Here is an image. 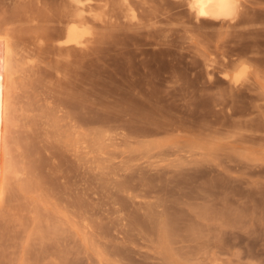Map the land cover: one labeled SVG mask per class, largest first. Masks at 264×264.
<instances>
[{"label": "rangeland", "instance_id": "1", "mask_svg": "<svg viewBox=\"0 0 264 264\" xmlns=\"http://www.w3.org/2000/svg\"><path fill=\"white\" fill-rule=\"evenodd\" d=\"M168 1L83 0L97 17L81 58L49 45L68 0H0V32L22 42L21 52L9 37L15 68L0 52V264H264V0H239L232 21L197 19L189 0ZM122 99L163 107L154 115L165 129L126 141Z\"/></svg>", "mask_w": 264, "mask_h": 264}, {"label": "bare ground", "instance_id": "2", "mask_svg": "<svg viewBox=\"0 0 264 264\" xmlns=\"http://www.w3.org/2000/svg\"><path fill=\"white\" fill-rule=\"evenodd\" d=\"M62 1V0H61ZM64 1H67V0H64ZM89 1V0H88ZM87 1V2H88ZM158 1V0H157ZM168 1V0H167ZM170 1V0H169ZM168 1V2H169ZM184 1V0H183ZM183 1H182V4H183ZM84 2H86L85 0H84ZM83 2V0H68V3L67 4H65V5H61V7L62 6H64V8H62L60 11H59V15L60 16H62V19H59V21L58 22H60V24H62V27H61V29H60V34H59V32H58V34L60 35L59 37H64V39L63 38H61L62 40H60L59 38H57L58 37V34H53L52 36L54 37V38H52V36H51V38H52V40H51V42H49V45L51 44L52 45V42H56V43H54L53 44V46L55 47V49L57 50V52H59V53H61V54H68V55H72L71 57H73V54L75 55V53H77V52H79V54H77L78 56H80L81 58H84L85 56H86V53L88 52H86V50L89 48L90 49V44L91 43H93L94 44V41H92V40H95V38H93V39H91V36L94 34L93 32L96 30V29H94L93 28V26H92V28L94 29V31H92V28H91V26H90V20H91V18H96L97 17V14L96 13H93L91 10L93 9L92 7H91V5L89 6V8L91 7L92 9L90 10V11H88L86 8V6H85V3ZM86 2V3H87ZM131 2V1H130ZM160 2V1H159ZM126 3V2H125ZM129 3V2H128ZM171 3H173V2H171ZM185 3V2H184ZM189 7H190V10L191 11H193V13H194V15H195V17L197 18V19H201V18H208V19H216V20H226V21H232V20H235L236 18H237V16H238V11H239V9H238V7H239V0H189ZM127 4V3H126ZM130 4V3H129ZM160 4V3H159ZM165 4V3H164ZM164 4H163V7H165L164 6ZM169 4V3H168ZM175 4V3H174ZM87 5H89V4H87ZM128 5V4H127ZM94 6V5H93ZM158 6V5H157ZM159 7V6H158ZM178 7V6H177ZM180 7V6H179ZM187 7V6H186ZM127 8V7H126ZM130 8V7H129ZM131 8H132V6H131ZM166 8V7H165ZM181 8V7H180ZM183 8V7H182ZM232 8H235V15L234 16H228V15H225V13H227L229 10H231ZM163 9V12L164 11H166V12H164V15H167V9L166 10H164V8H162ZM134 10V9H133ZM161 10V9H160ZM200 10H203V11H205L206 13H207V16H200L198 13H199V11ZM23 11V10H22ZM94 11H95V9H94ZM184 11V10H183ZM60 12H61V14H60ZM97 12V11H96ZM172 12V11H171ZM179 12V11H178ZM126 13H128V11L126 12ZM132 13H134V16H136L135 15V12L133 11L132 12V10H131V12H130V14H132ZM185 13V12H184ZM58 14V13H57ZM169 14H171V13H169ZM16 15V14H15ZM128 15V14H127ZM133 15V14H132ZM132 15H131V17H132ZM21 16V15H20ZM32 16V15H31ZM99 16V15H98ZM100 16H101V14H100ZM99 16V17H100ZM123 16V15H122ZM23 17V16H22ZM17 18V17H16ZM61 18V17H60ZM22 19V18H21ZM134 19V18H133ZM136 19V18H135ZM194 19V18H193ZM243 19V18H242ZM249 19V18H248ZM255 19V18H254ZM18 20V19H17ZM25 20H26V16H25ZM34 20V19H33ZM246 20V19H245ZM7 21V20H6ZM32 21V20H31ZM93 21V20H92ZM95 21V20H94ZM196 21V20H195ZM201 21V20H200ZM206 21H207V19H206ZM243 21V20H242ZM26 22V21H25ZM205 22V21H204ZM203 22V23H204ZM234 22V21H233ZM16 23V22H15ZM149 23V22H148ZM148 23H145V24H142V25H133L134 27H128V28H134V29H136V30H138V28L140 29H143V27L146 29V27H148ZM239 23H240V21H239ZM59 24V25H60ZM114 24V23H113ZM124 24V23H123ZM128 24H131V22L130 23H128ZM133 24V23H132ZM148 24V25H147ZM155 24V23H154ZM154 24H152V25H154ZM157 24V23H156ZM200 24V23H199ZM242 24V23H241ZM240 24V25H241ZM249 24V23H248ZM31 25V24H30ZM46 25V24H45ZM97 25V24H96ZM125 25H127V24H125ZM203 25V24H202ZM236 25V24H235ZM11 26V25H10ZM32 26V25H31ZM41 26V25H40ZM95 26V25H94ZM150 26H151V23H150ZM157 26V25H156ZM161 26V25H160ZM185 26V25H184ZM1 27V26H0ZM23 27V26H22ZM47 27V26H46ZM98 27V26H97ZM151 27H153V26H151ZM159 27V26H158ZM162 27H164V26H162ZM191 26H189V28H190ZM18 28H20V27H18ZM29 28V27H28ZM33 28V27H32ZM126 28V27H125ZM185 28V27H184ZM192 28V27H191ZM1 29V28H0ZM6 29V28H5ZM47 29H49V28H47ZM55 29V28H54ZM99 29V28H98ZM151 29V28H150ZM150 29H149V32H150ZM159 29H161V28H159ZM164 29H166L165 27H164ZM164 29H162V30H164ZM196 29V28H195ZM14 30H15V28H14ZM30 30V29H29ZM117 30V29H116ZM123 30V29H122ZM132 30V29H131ZM162 30H160V31H162ZM167 30V29H166ZM198 30V29H197ZM20 31V30H19ZM49 31V30H48ZM127 31V30H126ZM126 31H125V33H126ZM154 31V30H153ZM152 31V32H153ZM207 31V30H206ZM8 32H10V31H8ZM44 32V33H43ZM42 33L44 34V35H42L41 34V32H40V35H42L43 37H45V35L47 34V32L46 31H43ZM45 32H46V34H45ZM103 33H104V31H102ZM139 32H141V31H139ZM143 32V31H142ZM145 32V31H144ZM143 32V33H144ZM148 32V33H149ZM167 32V31H166ZM166 32H159L158 33V36L157 37H159L160 38V42H162L163 44H165V41H167V40H163V38L164 39H166V36H167V34H166ZM223 32V31H222ZM239 32V31H238ZM241 32V31H240ZM25 33V32H24ZM151 33V32H150ZM155 33V32H154ZM156 33H157V30H156ZM161 33V34H160ZM224 34H225V32H223ZM242 33V32H241ZM240 33V34H241ZM0 34L2 35L1 37H2V39L0 38V52L3 50V48L4 49H7V51H6V53H5V57L3 58L4 60L2 61V63L4 62H6V66H9V67H11V68H15L16 67V63L18 62L17 60H19L18 58H16V56L14 55V51H15V49L16 48H10L11 47V45H13V44H11L10 43V40H9V37L10 38H14L13 40H12V42H14V44H16V47L18 46V50H20L21 48L19 47V46H22V42H21V39H19V40H17V38H15L14 36L12 37V35L11 36H9V34L7 35V36H5L4 34L5 33H1L0 32ZM28 34V33H27ZM27 34H26V36H27ZM52 33L51 32H49V35H51ZM130 34V33H129ZM146 34V33H145ZM160 34V35H159ZM244 34V33H243ZM246 34V33H245ZM38 35H39V33H38ZM38 35H36V37H38ZM48 35V36H49ZM54 35H56L57 37H55ZM61 35H63V36H61ZM151 35V34H150ZM153 35V34H152ZM155 35V34H154ZM153 35V36H154ZM220 35V34H219ZM3 36H5V37H8V40H9V42L7 43V38H4ZM29 36H31V35H29ZM32 36H34L33 34H32ZM42 36H40V38L42 37ZM95 36V35H94ZM147 36H149V35H147ZM221 36V35H220ZM240 36V35H239ZM242 36V35H241ZM155 37V36H154ZM243 37V36H242ZM247 37V36H246ZM28 37H26V39H27ZM40 38H38V39H40ZM158 38V39H159ZM240 38V37H239ZM238 38V39H239ZM245 38V37H244ZM30 39H31V41H35V40H32L33 38L32 37H30ZM37 39V40H38ZM42 40L44 39L45 40V38H41ZM50 39V38H49ZM246 39V38H245ZM244 39V40H245ZM4 40H6V41H4ZM17 40V41H16ZM29 40V39H28ZM47 42L48 41H50V40H48V37H47ZM115 40V39H114ZM136 40V39H135ZM232 40V39H231ZM234 40H236V39H234ZM244 40H242V41H244ZM254 40V39H253ZM2 41H4V43H5V47H3V42ZM99 41V44H98V46H100V43L102 44V42L104 43L106 40L104 39V38H102V39H100V40H98ZM127 41V40H126ZM145 41V40H144ZM158 41V42H159ZM250 41V40H249ZM257 41V40H256ZM255 41V42H256ZM28 42H30V40L28 41ZM32 42V44L34 45L35 44V42L33 43ZM46 42V43H47ZM115 42V41H114ZM122 42V41H121ZM235 42V41H234ZM237 42V41H236ZM246 42V41H245ZM251 42V41H250ZM249 42V43H250ZM18 43V44H17ZM37 43V42H36ZM45 43V44H46ZM108 43V42H107ZM112 43V42H111ZM169 43V42H168ZM253 43V42H252ZM7 44H9V45H7ZM21 44V45H20ZM122 44V43H121ZM128 44V43H127ZM157 44H160V43H157ZM238 44V43H237ZM245 44V43H244ZM257 44H258V42H257ZM97 45V44H96ZM114 45V44H113ZM116 45V44H115ZM225 45V44H224ZM47 46V45H46ZM52 46V48H54ZM180 46V45H179ZM251 46V45H250ZM13 47H14V45H13ZM37 48H38V46H36ZM157 47H159V46H157ZM174 47V46H173ZM176 47V46H175ZM226 47H227V45H226ZM229 47V46H228ZM50 49L49 48V46H47L46 48H43V49ZM97 48V47H96ZM95 48V49H96ZM105 48V47H104ZM182 48V47H181ZM235 48V47H234ZM254 48V47H253ZM54 49V50H55ZM121 49V48H120ZM126 49V48H125ZM161 49V48H160ZM227 49H229V48H227ZM233 49V48H232ZM17 50V54L16 55H19V52L22 50H20V51H18ZM36 50V49H35ZM91 50H92V48H91ZM127 50V49H126ZM239 50V49H238ZM5 51V50H4ZM37 51H39V50H37ZM51 51H53V49L51 50ZM97 51V50H96ZM164 51V50H163ZM223 51H225V50H223ZM240 51V50H239ZM22 52V51H21ZM40 52V51H39ZM45 52V51H44ZM37 53V52H36ZM41 53H43V52H41ZM49 53V52H48ZM59 53H58V55H59ZM119 53V52H118ZM145 53H146V51H145ZM157 53V52H156ZM160 53V52H159ZM175 53H176V51H175ZM226 53V52H225ZM21 54H23V53H21ZM52 54H54V53H52ZM120 54V53H119ZM158 54V53H157ZM166 54V53H165ZM168 54V53H167ZM166 54V55H167ZM177 54H179V53H177ZM238 54V53H237ZM243 54V53H242ZM88 55V54H87ZM112 55V54H111ZM133 55V54H132ZM182 55V54H181ZM184 55V54H183ZM226 55H228L227 53H226ZM239 55V54H238ZM248 55V54H247ZM1 56H3V55H1ZM24 56V55H23ZM23 56H22V58H23ZM26 56V55H25ZM51 56V55H50ZM154 56V55H153ZM177 56V55H176ZM18 57V56H17ZM19 57H20V55H19ZM101 58H102V56H100ZM112 57V56H111ZM164 57V56H163ZM168 57V56H167ZM170 57V56H169ZM230 57V56H229ZM243 57V56H242ZM241 57V58H242ZM252 57V56H251ZM6 58V59H5ZM53 58V57H52ZM100 58V59H101ZM113 58V57H112ZM111 58V59H112ZM178 58V56L176 57V59ZM254 57H252V59H253ZM160 59H162V58H160ZM230 59V58H229ZM53 60V59H52ZM60 60V59H59ZM116 60V59H115ZM170 60V59H169ZM175 60V59H174ZM178 60V59H177ZM237 60V59H236ZM239 60V59H238ZM242 60V59H241ZM255 60H256V58H255ZM258 60V59H257ZM260 60V59H259ZM40 61H41V59H40ZM39 61V62H40ZM55 61H57V60H55ZM119 61V60H118ZM176 61V60H175ZM179 61V60H178ZM134 62V61H133ZM146 62V61H145ZM212 62V61H211ZM214 62V61H213ZM239 62V61H238ZM241 62V61H240ZM244 62V61H243ZM66 63V62H65ZM113 63V62H112ZM164 63V62H163ZM171 63V62H170ZM223 63V62H222ZM225 63H226V65H227V62L225 61ZM225 63H223V64H225ZM230 63H231V61H230ZM229 63V64H230ZM50 64V63H49ZM68 64V63H67ZM116 64V63H115ZM138 64V63H137ZM167 64V63H166ZM176 64V63H175ZM1 65V64H0ZM74 65V64H73ZM155 65V64H154ZM167 65H169V64H167ZM176 65H178V64H176ZM211 65V64H210ZM221 65V64H220ZM237 65V64H236ZM238 65H241V64H238ZM47 66V65H46ZM46 66H44V67H46ZM67 66V65H66ZM170 66V65H169ZM214 67L213 68H215V64L213 65ZM224 66V65H223ZM59 67V65L57 66V68ZM61 67V66H60ZM141 67V66H140ZM155 67V66H154ZM173 67V66H172ZM211 67H212V65H211ZM217 67V66H216ZM228 67V66H227ZM226 67V68H227ZM30 68V67H29ZM54 68V67H53ZM57 68H56V70H57ZM131 68V67H130ZM221 68V67H220ZM43 69V68H42ZM60 69V68H59ZM62 69V68H61ZM65 69V68H64ZM69 69V68H68ZM67 69V70H68ZM153 69V68H152ZM167 69V68H166ZM218 69H219V67H218ZM3 70V69H2ZM11 70H13L14 71V69H11ZM44 70V69H43ZM55 70V69H54ZM136 70V69H135ZM159 70V69H158ZM173 70V69H172ZM211 70V69H210ZM221 70V69H220ZM27 71V70H26ZM59 71H61V70H59ZM171 71V70H170ZM29 72V71H28ZM38 72H39V70H38ZM51 72H54V71H52V69H51ZM57 72H58V70H57ZM57 72H55V73H57ZM106 72V71H105ZM108 72V71H107ZM139 72V71H138ZM41 73H43V72H41ZM50 73V72H49ZM53 74V73H52ZM83 74V73H82ZM50 75V74H49ZM109 75V74H108ZM111 75V74H110ZM151 75V74H150ZM24 76V75H23ZM125 76V75H124ZM143 76V75H142ZM54 77V76H53ZM108 77V76H107ZM113 77H115V76H113ZM131 77V76H130ZM138 77V76H137ZM111 78V77H110ZM144 78V77H143ZM159 78V77H158ZM41 79V78H40ZM75 79V78H74ZM81 79V78H80ZM112 79V78H111ZM147 79V78H146ZM162 79V78H161ZM15 80V79H14ZM24 80H26V79H24ZM106 80V79H105ZM110 80V79H109ZM140 80V79H139ZM150 80V79H149ZM166 80V79H165ZM33 81V80H32ZM108 81V80H107ZM129 82V81H131V79H129V81H128V79L127 80H125V82ZM159 81H161V80H159ZM7 82V81H6ZM80 82H82V80L80 81ZM87 82V81H86ZM118 82V81H117ZM140 82L141 81H138L137 79L136 80H132L130 83H128L129 84V91L131 90V87L132 88H134L133 90H135V89H138L139 88V90H136L135 92H139L141 89V86H139L140 85ZM162 82V81H161ZM66 83V82H65ZM102 83H103V80H102ZM143 83V82H142ZM5 84V83H4ZM10 85H11V83H9ZM18 84V83H17ZM93 84H94V82H93ZM132 86H131V85ZM150 84V83H149ZM152 84V83H151ZM163 84V83H162ZM9 85V86H10ZM80 85V84H79ZM108 85V84H107ZM143 85V84H142ZM157 85V84H156ZM12 86V85H11ZM29 86V85H28ZM69 86V85H68ZM73 86H75V85H73ZM78 86V85H77ZM111 86V85H110ZM109 86V87H110ZM128 86V85H127ZM126 86V87H127ZM153 86V85H152ZM5 87V86H4ZM80 87V86H79ZM106 87V86H105ZM12 88V87H11ZM19 88V87H18ZM17 88V89H18ZM120 88V87H119ZM123 88V87H122ZM56 89V88H55ZM100 89V88H99ZM98 89V90H99ZM30 90V89H29ZM79 90V89H78ZM82 90V89H81ZM97 90V91H98ZM105 90V89H104ZM151 90V89H150ZM157 90H158V88H157ZM84 91V90H83ZM95 91V90H94ZM102 91V90H101ZM109 91V90H108ZM119 91V90H118ZM122 91V90H121ZM142 92H143V89L141 90ZM140 91V93L142 94V92ZM146 91V90H145ZM152 91V90H151ZM151 91H149V92H151ZM160 91H162V90H160ZM24 92V91H23ZM53 92V91H52ZM124 92V91H123ZM127 92V91H126ZM131 92H132V94L133 95H135V93H133V91L131 90ZM149 92H144V94L146 95V97H152L153 98V94H152V92L151 93H149ZM17 93V92H16ZM28 93V92H27ZM106 93V92H105ZM108 93V92H107ZM112 93V92H111ZM139 93V94H140ZM160 93V92H159ZM166 93V92H165ZM21 94V93H20ZM25 94V93H24ZM60 94V93H59ZM109 94V97H110V92L108 93ZM122 94V93H121ZM120 94V95H121ZM127 94H129V95H131V97L133 96L132 94H130L129 92L127 93ZM127 94H125L124 95V93L122 94V96H124V98L123 99H125V97H127L126 95ZM156 94H157V92H156ZM23 95V94H22ZM118 95V94H117ZM120 95H119V97H120ZM136 95L138 96V93H136ZM165 95V94H164ZM168 95V94H167ZM17 96H18V94H17ZM21 96V95H20ZM30 96V95H29ZM32 96H33V94H32ZM44 96V95H43ZM48 96V95H47ZM67 96V95H66ZM97 96V95H96ZM114 96V95H113ZM137 96H135V98L137 97ZM55 98V97H54ZM54 98H51V99H53L54 100ZM66 98V97H65ZM69 98V97H68ZM134 98V99H135ZM142 98H144L145 99V97H142ZM148 98V99H149ZM152 98H151V100H152ZM67 99V98H66ZM121 99V98H120ZM122 99V101H124V104H122V107H121V109L118 111V112H120V113H116L117 114V116L116 117H118L117 119L119 120V122L117 123L116 122V117L114 116V115H112V117L114 116V118L116 119L115 121H112V122H116L117 123V126L118 127H120L121 128V130H122V132H123V135L122 136H124L125 138L128 136V134H132V133H134L135 135L133 136V134H132V136L134 137V138H136L135 136L136 135H138L139 137H142L143 138V136L145 137V136H149V134L151 135L153 132H158V131H160V130H162V128H164V127H162L161 125H163L164 126V124H162V121L160 122V123H158L159 121H155V119L157 118L155 115L156 114H159V112L160 111H162L163 110V107H162V109L159 111V109H158V111H154V110H152V111H150V110H148V108H150L152 105H150V107H149V105L147 104L148 102H146L145 104H146V106L148 107H143V108H139V109H137V106L135 105V104H130L129 103V98H128V100H123ZM158 99H161V98H157V100ZM23 100V99H22ZM70 100V99H69ZM109 100V99H108ZM133 100V99H132ZM138 100V98L136 99V101ZM143 100V99H142ZM142 100H139V101H142ZM147 100V99H146ZM148 100L149 101V103L150 102H153L154 100ZM37 101V100H36ZM56 101V100H55ZM75 101V100H74ZM111 101V100H110ZM114 101V100H113ZM167 101V100H166ZM82 102V101H81ZM134 102V101H133ZM138 102V101H137ZM143 102H144V100L142 101V103H139V104H142V105H144L143 104ZM160 102H162V101H160ZM160 102H159V105H160ZM164 102V101H163ZM35 103V102H34ZM68 103V102H67ZM84 103V102H83ZM121 103V102H120ZM135 103V102H134ZM157 103H158V101H157ZM33 104V103H32ZM71 104H72V102H71ZM156 103H154V105H155ZM76 105V104H75ZM154 105H153V108H154ZM162 105V104H161ZM33 106H34V104H33ZM32 106V107H33ZM51 106V105H50ZM109 106V105H108ZM40 107V106H39ZM43 107V106H42ZM74 107V106H73ZM165 107V106H164ZM56 108V107H55ZM59 108V107H58ZM78 108V107H77ZM112 108V107H111ZM116 108H118V107H116ZM152 107H151V109H153ZM159 108V107H158ZM166 108V107H165ZM89 109V108H88ZM155 109H157V108H155ZM107 110V109H106ZM112 110V109H111ZM116 110V109H115ZM51 111V110H50ZM116 111V112H117ZM163 111H165V110H163ZM163 111H162V113H163ZM166 111H167V109H166ZM54 112V111H53ZM58 112V111H57ZM77 113V112H76ZM83 113V112H82ZM112 112H109V114H111ZM162 113H160V114H162ZM168 113V112H167ZM55 114V113H54ZM113 114H115V112H114V109H113ZM155 114V115H154ZM165 114V112L163 113V115ZM100 115V114H99ZM101 115H107V114H101ZM100 115V116H101ZM168 115V114H167ZM83 116V115H82ZM99 116V117H100ZM157 116H159V115H157ZM170 115H168V118H170L169 117ZM97 117V116H96ZM98 117V118H99ZM103 117V116H102ZM106 117V116H105ZM108 117H111V115H109V116H107V118ZM160 117H163V116H159L158 118H160ZM76 118V117H75ZM94 118V116L92 117V119ZM98 118H95V121H96V119H98ZM106 118V120H107V122L105 123H103V124H106V125H111L112 124V122L109 120V119H107ZM114 118H112L111 120H113ZM88 119V118H87ZM100 119V118H99ZM98 119V120H99ZM103 119L105 120V118L103 117ZM74 120V119H73ZM105 120V121H106ZM110 121V123L109 124H107L109 121ZM158 120V119H157ZM170 120V119H169ZM168 120V121H169ZM78 121V120H77ZM138 121H140V122H142V125H143V127H138L139 126V124H137L136 122H138ZM171 121V120H170ZM170 121L168 122V123H170ZM173 121V120H172ZM79 122V121H78ZM101 122H103L102 121V119H101ZM121 122V123H120ZM134 122L138 125H136V124H134ZM83 123V122H82ZM87 123V122H86ZM116 123H114L113 124V127L112 128H116V127H114V125H116ZM133 123V124H132ZM144 123V124H143ZM175 123V122H174ZM173 123V124H174ZM96 124V123H95ZM120 124V125H119ZM130 124L132 125V126H130ZM166 124H167V122H166ZM92 125V124H91ZM94 125V124H93ZM100 125V124H99ZM102 125V124H101ZM109 125V126H110ZM133 125H135V126H133ZM145 125V126H144ZM170 125V124H169ZM75 126H76V124H75ZM95 126V125H94ZM97 126V125H96ZM96 126H95V128H96ZM137 126V127H136ZM167 126V125H166ZM89 127H92V126H89ZM100 127V126H99ZM111 127V126H110ZM102 128V127H101ZM172 127H170V129H171ZM89 129V128H88ZM93 129V128H92ZM98 129V128H97ZM118 129L119 128H117V130H116V132L118 131ZM129 129H131V131H129ZM165 129V128H164ZM169 129V130H170ZM86 130V129H85ZM90 130V129H89ZM100 130V129H99ZM112 130V129H111ZM120 130V129H119ZM128 130V132H126ZM175 130V129H174ZM87 131V130H86ZM94 131V130H93ZM98 131V130H97ZM91 132H92V130H91ZM101 132V131H100ZM103 132V131H102ZM115 132V131H114ZM121 132V131H120ZM111 133V132H110ZM159 133V132H158ZM80 134V133H79ZM92 134V133H91ZM98 134V133H97ZM131 134H130V136H131ZM114 135V134H113ZM111 136V135H110ZM109 136V137H110ZM115 136V135H114ZM137 136V137H138ZM78 137V136H77ZM100 137V136H99ZM86 138H87V136H86ZM86 138H84V139H86ZM111 138V137H110ZM117 138V137H116ZM130 138V137H129ZM113 139V138H112ZM124 139V138H123ZM132 139V138H131ZM93 140V139H92ZM100 140H102V139H100ZM125 140V139H124ZM136 140V139H135ZM95 141V140H94ZM115 141V140H114ZM126 141H127V138H126ZM129 141H131V140H129ZM138 141V140H137ZM144 141V140H143ZM92 142V141H91ZM125 142V141H124ZM102 143H103V141H102ZM90 144H92V143H90ZM99 144V143H98ZM114 144H116V143H114ZM125 144H128V143H125ZM130 144H132L131 142H130ZM97 145V144H96ZM123 145V144H122ZM120 146V145H119ZM100 147V146H99ZM108 147H109V145H108ZM117 147H118V144H117ZM97 150V149H96ZM102 150V149H101ZM104 151V150H103ZM198 162V161H197ZM122 164V163H121ZM198 164V163H197ZM127 165H128V163H127ZM120 166V165H119ZM130 166V165H129ZM123 167H124V165H123ZM198 167V166H197ZM120 168V167H119ZM127 168V167H126ZM114 169H116V168H114ZM122 170V169H121ZM115 171V170H114ZM127 171V170H126ZM132 171V170H131ZM119 172V171H118ZM123 172V171H122ZM144 172V171H143ZM162 173H164V172H162ZM115 174V173H114ZM121 174H123V173H121ZM131 174V173H130ZM136 174V173H135ZM160 174V173H159ZM170 174V173H169ZM175 174V173H174ZM179 174V173H178ZM177 174V175H178ZM182 174V173H181ZM139 175V174H138ZM96 176V175H95ZM140 176V175H139ZM144 176H146L145 174H144ZM142 177H143V175H142ZM141 177V178H142ZM156 177V176H155ZM120 178V177H119ZM118 178V179H119ZM148 178V177H147ZM158 178V177H157ZM163 178V177H162ZM161 178V179H162ZM170 178V177H169ZM176 178V177H175ZM174 178V179H175ZM94 179V178H93ZM130 179H132V178H130ZM135 179V178H134ZM137 179H138V177H137ZM152 179H154V178H152ZM160 179V180H161ZM164 179V178H163ZM177 179V178H176ZM95 180V179H94ZM121 180V179H120ZM128 180H129V178H128ZM139 180H140V178H139ZM155 180V179H154ZM157 180V179H156ZM159 180V181H160ZM116 181V180H115ZM115 181H113V182H115ZM124 181V180H123ZM130 181V180H129ZM128 181V182H129ZM134 181H136V180H134ZM143 181V180H142ZM146 181V180H145ZM144 181V182H145ZM148 181V180H147ZM153 181V180H152ZM164 181H166V180H164ZM176 181V180H175ZM179 181V180H178ZM118 182H120V181H118ZM122 182V181H121ZM157 182V181H156ZM162 182H163V180H162ZM172 182V181H171ZM170 182V183H171ZM117 183V182H116ZM130 184H131V182H129ZM129 183H125L127 186H128V184ZM143 183V182H142ZM147 183V182H146ZM145 183V184H146ZM151 183V182H150ZM169 183V184H170ZM178 183V182H177ZM89 184V183H88ZM96 184V183H95ZM124 184V183H123ZM135 184H136V182H135ZM141 184V183H140ZM158 184V183H157ZM167 184V183H166ZM175 184V183H174ZM143 185V184H142ZM151 185H152V183H151ZM154 185V184H153ZM165 185V184H164ZM94 186V185H93ZM118 186V185H117ZM126 186V187H127ZM130 186V185H129ZM128 186V187H129ZM148 186V185H147ZM163 186V185H162ZM176 186V185H175ZM125 187V188H126ZM166 187V186H165ZM117 188V187H116ZM119 188V187H118ZM131 188V187H130ZM142 188V187H141ZM145 188V187H144ZM148 188V187H147ZM154 188V187H153ZM169 188V187H168ZM96 189V188H95ZM133 189H135V188H133ZM177 189V188H176ZM96 190H99V189H96ZM124 191H126L125 189H123ZM140 190V189H139ZM149 190V189H148ZM158 190H161V189H158ZM173 190V189H172ZM153 191V190H152ZM176 191V190H175ZM178 191H180V189H178ZM101 192V191H100ZM182 192V191H181ZM126 193V192H125ZM132 193V192H131ZM130 193V194H131ZM133 193H135V191L133 192ZM148 193V192H147ZM178 193V192H177ZM184 193V192H183ZM175 194V193H174ZM101 195V194H100ZM127 195V194H126ZM129 195V194H128ZM166 195V194H165ZM179 195V194H178ZM139 196V195H138ZM183 196V195H182ZM119 197V196H118ZM129 197H130V195H129ZM123 198V197H122ZM181 198V197H180ZM80 199V198H79ZM125 199H127V198H125ZM171 199H174V198H171ZM125 201V200H124ZM128 201V200H127ZM174 201V200H173ZM120 202V201H119ZM84 203V202H83ZM89 204V203H88ZM127 204V203H126ZM177 204V203H176ZM80 205V204H79ZM82 205V204H81ZM172 205V204H171ZM91 206H92V204H91ZM122 207V206H121ZM130 207H131V205H130ZM129 207V208H130ZM171 207H173V206H171ZM88 208V207H87ZM92 208V207H91ZM124 208V207H123ZM128 209V208H127ZM98 210V209H97ZM126 210V209H125ZM129 210V209H128ZM167 210V209H166ZM87 211V210H86ZM91 211H95V210H91ZM109 211V210H108ZM156 212H158V211H156ZM155 212V213H156ZM87 213V212H86ZM90 213V212H89ZM127 213V212H126ZM153 213V212H152ZM173 213V212H172ZM95 214V213H94ZM137 214V213H136ZM147 214V213H146ZM169 214H170V211H169ZM167 215V214H166ZM128 216V215H127ZM126 217V216H125ZM129 217V216H128ZM133 217V216H132ZM152 217V216H151ZM154 217V216H153ZM164 217V216H163ZM136 218H137V216H136ZM135 218V219H136ZM156 218H157V216H156ZM172 218V217H171ZM170 218V220H172ZM143 219H145V218H143ZM147 219V218H146ZM158 219V218H157ZM174 219V218H173ZM132 220V219H131ZM139 220V219H138ZM154 220V219H153ZM156 220V219H155ZM154 220V221H155ZM169 220V221H170ZM142 221V220H141ZM158 221V220H157ZM167 221H168V219H167ZM172 221H174V220H172ZM176 221V220H175ZM174 221V222H175ZM135 222V221H134ZM137 222H140V221H137ZM150 222L149 221V219L148 220H146V225H147V227L149 226L150 227V223L148 224V223ZM156 222V221H155ZM164 222V221H163ZM162 222V223H163ZM131 223V222H130ZM143 223V222H142ZM158 223V222H157ZM172 222L170 221V224H171ZM133 223H131V225H132ZM138 224H140V223H138ZM169 224V223H168ZM173 224V223H172ZM130 225V226H131ZM143 225V224H142ZM141 225V226H142ZM146 225L144 224L143 225V228H145L146 227ZM104 226V225H103ZM103 226H102V228H103ZM145 226V227H144ZM155 226L157 227V224H155ZM154 226V227H155ZM168 226V225H167ZM173 227H174V224L172 225ZM137 227V226H136ZM146 227V228H147ZM148 227V228H149ZM152 227V226H151ZM164 228H165V226H163ZM169 227H170V225H169ZM106 228V227H105ZM104 228V229H105ZM123 228V227H122ZM137 228H139V226L137 227ZM141 228V227H140ZM142 228V229H143ZM147 228V229H148ZM153 228V227H152ZM175 228V227H174ZM111 229V228H110ZM125 229H127V228H125ZM125 229H123V230H125ZM129 230V229H128ZM152 230V229H151ZM159 231V230H158ZM166 231V230H165ZM176 231V230H175ZM125 232V231H124ZM132 232V231H131ZM130 232V233H131ZM140 232H141V230H140ZM144 232V231H143ZM171 232H172V228H171ZM174 232V231H173ZM139 233V232H138ZM151 233V232H150ZM157 233V232H156ZM167 233H168V231H167ZM145 234V233H144ZM149 234V233H148ZM172 234V233H171ZM175 234V233H174ZM124 235V234H123ZM126 235V234H125ZM128 235V234H127ZM130 236H132V235H130L129 234V237ZM142 236V235H141ZM170 236V235H169ZM135 237V236H134ZM124 238H126V237H124ZM170 238H171V236H170ZM173 238V237H172ZM130 239V238H129ZM171 240V239H170ZM134 241V240H133ZM129 242V241H128ZM174 242V241H173ZM170 244V243H169ZM175 245V244H174ZM122 249V248H121ZM125 251V250H124ZM126 254H127V252H126ZM124 255V254H123Z\"/></svg>", "mask_w": 264, "mask_h": 264}, {"label": "snow or ice", "instance_id": "3", "mask_svg": "<svg viewBox=\"0 0 264 264\" xmlns=\"http://www.w3.org/2000/svg\"><path fill=\"white\" fill-rule=\"evenodd\" d=\"M198 14L200 16H207V13L203 10H200ZM225 15L234 16L235 15V8H232L231 10H229L227 13H225ZM244 71H246V69H241V72L237 75V80L240 79V77L243 75Z\"/></svg>", "mask_w": 264, "mask_h": 264}]
</instances>
